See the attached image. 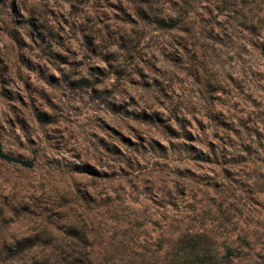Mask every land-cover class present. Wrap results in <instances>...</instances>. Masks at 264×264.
<instances>
[{
  "label": "rangeland",
  "instance_id": "1",
  "mask_svg": "<svg viewBox=\"0 0 264 264\" xmlns=\"http://www.w3.org/2000/svg\"><path fill=\"white\" fill-rule=\"evenodd\" d=\"M0 144V264H264V0H0Z\"/></svg>",
  "mask_w": 264,
  "mask_h": 264
},
{
  "label": "trees",
  "instance_id": "2",
  "mask_svg": "<svg viewBox=\"0 0 264 264\" xmlns=\"http://www.w3.org/2000/svg\"><path fill=\"white\" fill-rule=\"evenodd\" d=\"M180 244L182 246V253L189 252L191 254V259H184L183 262H197L201 264H229V256L232 253L231 247L226 246L220 259H216L213 255V247L210 245L203 244L200 239L194 238L193 235H188L180 238ZM212 252V254H211ZM187 254V253H186Z\"/></svg>",
  "mask_w": 264,
  "mask_h": 264
},
{
  "label": "water",
  "instance_id": "3",
  "mask_svg": "<svg viewBox=\"0 0 264 264\" xmlns=\"http://www.w3.org/2000/svg\"><path fill=\"white\" fill-rule=\"evenodd\" d=\"M0 158L4 159L6 161L17 162V163H20L24 166L30 165L31 160H32V158H28V159L19 158L15 155H12V154H9V153L3 151L1 144H0Z\"/></svg>",
  "mask_w": 264,
  "mask_h": 264
}]
</instances>
